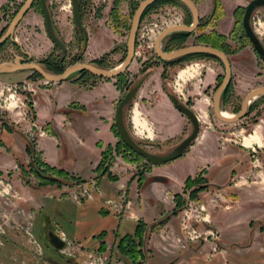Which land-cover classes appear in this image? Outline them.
<instances>
[{
	"label": "rangeland",
	"instance_id": "obj_1",
	"mask_svg": "<svg viewBox=\"0 0 264 264\" xmlns=\"http://www.w3.org/2000/svg\"><path fill=\"white\" fill-rule=\"evenodd\" d=\"M22 1L4 0L0 7V34ZM139 1L141 0H84L80 18L87 32V43L83 48L81 32L72 24L69 0H46L54 32L65 46L64 53L60 54L44 33L38 2L34 0L14 29L13 36L18 45L9 40L0 43V62L22 56L20 50H23L30 54V61L39 63L51 73H58L60 69L76 62L92 64L97 62L100 67L111 68L119 64L124 57L131 15ZM192 1L196 4L199 0ZM262 14L263 11L253 13L252 27L256 28L255 22L258 18L264 22ZM189 16L187 8L176 0H164L145 9L139 20L138 29L142 40L137 42L140 43L137 49L135 48L137 53L133 55L130 65L120 75L117 83L122 96L145 78L142 90L136 91L123 107V123L135 143L159 155L169 152L191 130L190 123L184 115L174 109L168 95L175 97L187 108L193 109L199 120L198 130L215 133L220 145L241 143V136L247 133L242 131L239 137H235L230 132L245 128L253 122L252 117H249L233 123H224L213 115L211 98L214 87L220 82L223 74L220 62L213 58L193 55L166 63L155 56L151 45L155 36L169 25L188 24ZM204 20V17H199L200 23ZM210 26L208 24L201 30L197 25L190 33L169 34L163 40L161 49L171 51L185 45L203 44L199 42L197 35L201 31L208 32ZM237 34L240 32L236 33V36ZM236 36L233 40L227 39V44L232 50V56L229 55L228 58L233 77L224 98L220 101L221 108L230 113L238 108L240 98L246 90L256 83L251 82L250 86H246L241 75L237 77L233 74L234 70H238L236 64L241 61L237 58L251 53L245 40ZM257 36L264 43V34ZM101 41L104 42L102 50L98 48ZM246 62L248 70L254 73L261 64V62L255 64L251 55ZM194 63L197 66L193 67L194 70L191 67L186 70L188 74L183 81L178 78L176 80V75L181 69L193 66L191 64ZM21 73L18 76L0 74V137L9 130L11 133L25 135L20 122L17 124L10 122L21 119L23 114L21 105L27 106L28 115L31 116L29 111L31 95L36 88V82L43 81L34 71L22 70ZM209 75H213L214 80L206 78ZM86 76L98 78L86 73H74L69 78L75 77L77 78L75 80L80 81ZM111 79L117 81L115 77ZM259 97L264 99V96ZM261 103L263 102L260 101L258 104ZM256 105L257 103L253 107ZM133 109L138 110L148 128L152 130L151 138H148L147 132L139 134L133 128L131 123ZM156 110L160 111L164 119L165 124L163 123L161 129L154 120L153 111ZM263 110L264 104L259 111ZM6 125L10 126L9 129H2ZM166 126L171 128L165 131ZM32 139L33 135L28 137V141L32 142ZM120 141L118 138V144L112 145L116 151V160L112 159V162L115 161L113 165L108 163L105 167L106 173L115 177L119 170L123 173L122 176L134 177L147 172L151 164ZM121 148L129 151L132 157L130 162L125 156L123 161L120 159ZM249 153L245 160L248 170L245 172L264 166V156H261L259 150L254 149V152ZM16 156L15 166L0 170V264H264L262 200L256 202L250 200L249 211L234 212L233 216L228 218L217 217L219 229L213 226L210 214L207 212L199 214L194 210L195 206L187 202L184 203L186 209L172 218L171 222L155 225L151 229L153 234L151 240L150 232L145 234L142 232L140 236L133 237V240L125 244L111 240L83 246L65 237L53 219L48 216V212L56 205L47 198L72 196L70 190L78 193L80 185L85 181L56 176L44 169V166L30 162L28 152H21ZM35 169L43 171L42 175L45 177L55 180L44 183L35 174ZM98 190L100 188L96 184L91 196L97 194ZM226 196L233 199L234 209L240 208V202L235 201L237 198L235 193L233 195L227 193ZM43 197H46V200ZM217 200L226 206L231 204V201L227 203L218 197ZM74 209L70 205L69 212H74ZM228 209L227 211H230L232 208L228 206ZM44 211L47 214H44ZM129 225L128 223L127 226ZM119 230L120 233L124 232L122 226Z\"/></svg>",
	"mask_w": 264,
	"mask_h": 264
},
{
	"label": "crops",
	"instance_id": "obj_2",
	"mask_svg": "<svg viewBox=\"0 0 264 264\" xmlns=\"http://www.w3.org/2000/svg\"><path fill=\"white\" fill-rule=\"evenodd\" d=\"M248 1L250 0H218L220 7L216 11H213V0H199L194 4L198 17L209 18L211 24L209 31L228 36L235 26L238 24L241 26V17ZM3 3L4 0H0V7ZM259 11L264 12V6L252 11L250 22L253 13ZM189 22L190 19L188 24ZM99 43L98 48L102 50L104 42ZM250 51L251 53L237 58L241 61L236 64L238 70L233 71L237 77L241 75L246 86H250L251 82H256L257 85L261 80L259 76L254 77L259 69L255 73L248 70L246 60L249 55L255 60V64L262 60L252 49ZM260 67L264 65L260 64ZM188 69H183L180 73ZM21 72L22 70L10 74L18 76L22 74ZM232 77L233 75L230 79ZM206 78L214 80L213 75ZM75 79L77 78L73 77L61 82L48 83L43 79L41 82L37 81L29 102L31 116L28 115L27 106L21 105L23 113L21 119L10 122L11 124L20 122L25 135L11 133L9 130L0 137V170L15 166L16 155L21 152L27 153L28 147L31 148L38 163L63 171L66 177H70L69 179L96 180L99 192L83 201H75L73 189L70 190L72 196L49 198L46 195L47 200L56 205L48 212V216L71 241L87 246L98 241H119L124 236L133 238L138 223L143 225L144 234L150 232L151 240L153 235L151 229L155 225L171 222L172 218L186 209L184 203L187 202L195 206L194 210L199 206L203 207L204 213L211 215L213 226L219 229L217 217L228 218L233 216L234 212L249 211L250 200L264 201V166L245 172L248 170L245 160L249 157L251 149L259 150L261 156H264V110L259 111L264 99L259 96L253 98L252 108L255 103L257 105L243 117V119L252 117L251 124L235 131L236 134L234 131L230 132L239 137L240 133L245 131L247 134L241 136V141L244 136L255 133L260 145L255 142H251L248 147L241 143L235 145V142L220 145L215 133L198 130L195 139L178 158L165 163L151 164L150 169L140 175V178L122 176L123 173L119 170L115 177H111L106 172L101 173L105 168L102 157L112 145L118 144L113 116L115 106L122 97L121 90L111 78L86 76V80L80 79L84 80L83 83ZM145 82L144 78L136 91L142 90V84ZM260 101L263 103L258 104ZM153 112L154 120L161 129L164 119L159 110ZM133 113L131 123L139 133L134 119L138 118L144 125L147 123L138 110H134ZM6 126L9 129L10 126ZM170 128L166 126L164 130L168 131ZM39 129H42V132H39ZM145 131L147 132V129ZM150 131L152 132L151 129ZM31 135L32 142L28 141ZM187 178L191 183L186 184ZM195 189L199 190L191 196ZM122 190L129 200L130 210L122 217L116 218L106 212L104 200L114 198ZM227 193L237 195L235 201L240 202L239 209H234L233 199L227 198ZM46 197H43L44 200ZM217 197L227 203L231 201V204L226 206L219 202ZM70 205L75 208L74 212H69ZM228 206L232 208L230 211H227ZM43 213L47 214L45 211ZM121 226L124 230L122 233L119 230Z\"/></svg>",
	"mask_w": 264,
	"mask_h": 264
},
{
	"label": "water",
	"instance_id": "obj_3",
	"mask_svg": "<svg viewBox=\"0 0 264 264\" xmlns=\"http://www.w3.org/2000/svg\"><path fill=\"white\" fill-rule=\"evenodd\" d=\"M155 1L157 0H141L137 3L136 7L132 12L130 24L128 27L127 37L125 40L124 57L121 60V62H119V64L111 68L98 67L89 62H76L64 67L63 70L59 73H51L45 70L39 63L30 61V54L26 51L21 50V53L24 54L26 57L23 58L22 56H15L11 60L0 62V74H10L19 70H31L34 71L39 77H41L46 82H61L68 79L72 74L81 73V72H85L91 76L104 78V79L117 77L126 70L130 62L132 61L134 38L141 15L145 11V9ZM176 1L180 2L187 8L190 15V22L189 24H173L162 29L155 36L152 42L153 52L159 60L164 62L173 61L176 60L177 58L189 54H204L216 58L222 66L223 74L219 84L214 89L211 98L212 113L215 116V118L221 122L224 123L236 122L237 120L244 117L249 102L253 98L259 95H264V87H256L248 91L246 95L243 97L239 109L237 112H235V114L231 113L232 115H230V117H226L222 115L220 97L231 77V68H230V61L228 56L223 51L204 44L185 45L171 51H163L161 49V43L169 34L176 32L190 33L196 29L198 24L199 17L194 2L192 0H176ZM33 2L34 0H23L21 2V4L18 6L16 11L12 15L10 21L7 23L4 31L0 34V43L9 40L12 41L14 44L18 45L17 41L13 39L14 29L17 26L18 22L26 14V12L28 11V9L30 8ZM37 2L42 17L43 30L46 37L59 50V53L63 54L65 51V46L54 32L49 11L47 9L46 0H37ZM69 5L71 11L72 24L82 33V38H83L82 43H83V48H85L87 43V32L85 27L81 23L78 0H69ZM263 6H264V0H250L245 5L241 17V26L244 31V34L250 41L254 51L261 59L264 58V49L261 43L259 42L257 36L253 32L249 20L252 11ZM139 84L140 82L136 83L133 87H131L128 91H126L115 106L113 123L115 126L116 134L118 135V138L122 141V143L126 147H128L132 152L142 157L152 165L174 160L182 154L185 148L197 136L198 128H199L198 117L193 111V109L187 108L185 105L179 103L177 99H175V97H173L172 95H168L169 100L171 101L173 107L179 113L184 115L189 121L191 125L190 133L186 135L176 146H174L169 152L165 154L159 155V154L151 153L141 148L129 136L124 126L123 116H122L123 107L131 100L136 90L138 89ZM59 245L60 243H58V246Z\"/></svg>",
	"mask_w": 264,
	"mask_h": 264
},
{
	"label": "trees",
	"instance_id": "obj_4",
	"mask_svg": "<svg viewBox=\"0 0 264 264\" xmlns=\"http://www.w3.org/2000/svg\"><path fill=\"white\" fill-rule=\"evenodd\" d=\"M161 1H164V0H157V1H155V2H153V3H151L149 6H151L152 4H155V3H158V2H161ZM84 3V0H78V4H79V10H81L82 9V4ZM213 3H214V9H213V11H216V10H219V7H220V5H219V2H218V0H213ZM149 6L147 7V8H149ZM147 8H146V10H147ZM80 13H81V11H80ZM208 24H210V22H209V18H205V20L203 21V22H201L200 23V21H199V19H198V26L199 27H197V28H200L201 30H203V28H205L206 26H208ZM211 25V24H210ZM238 32H240V34H237V36H236V33H238ZM180 33H184V32H176V33H174V34H180ZM173 34V33H172ZM235 36L236 37H238V38H241L242 37V28H241V26H240V24H238L237 26H235V28H233L230 32H229V34H228V36H223V35H218V34H216L215 32H213V31H209L208 33H202V31L197 35V39L199 40V42H202L203 44H205V45H209V46H212V47H214V48H216V49H219V50H221V51H223L225 54H228V53H230L229 52V48H228V45L226 44V40L227 39H233V38H235ZM200 56V57H209V58H213V59H215L213 56H210V55H204V54H189V55H185V56ZM184 56H182V57H180V58H183ZM215 60H217V59H215ZM174 61V60H173ZM170 61H167L166 63H169ZM97 63V62H96ZM96 63H93L94 65H96V66H98V67H100L99 65L100 64H96ZM63 69H60L59 71H58V73L59 72H61ZM81 73H85V72H81ZM121 75V74H120ZM120 75H118L117 77H115L116 78V82H115V84L117 85V83H118V81H119V78H120ZM229 85V84H228ZM228 85L226 86V88L223 90V92H222V94H221V97H220V100L221 99H223L224 98V96H225V93H226V91L228 90ZM2 129H5V130H7L8 129V126H3V128ZM115 129V128H114ZM115 134H116V132H115ZM116 136L118 137V135L116 134ZM121 142V141H120ZM27 149V151H28V153L30 154V158H31V162L32 163H34V164H37V165H41L40 163H38L37 161H36V158H35V155H34V153H32V151H31V148H26ZM106 151H109V149L108 150H106ZM108 153V152H107ZM106 156H107V154H104L103 155V157H102V159H103V161L105 160V158H106ZM138 156V155H137ZM140 157V156H139ZM103 163V162H102ZM41 166H44V169H47V170H49V171H51L53 174H55L56 176H60V177H63V176H66V174L63 172V171H61V170H56V169H53V168H50V167H47V166H45V165H41ZM106 172V169L104 168L103 170H102V174L103 173H105ZM35 174L40 178V179H42L43 181H44V183H51V182H53L55 179L54 178H51V177H45V175H42L43 174V171H38L37 169H35ZM139 178H140V176H139ZM138 178V179H139ZM76 181H81V180H79V179H76ZM186 184H188V183H191V181L187 178L186 179ZM199 190V189H198ZM197 189H195L193 192H191V196H192V194H194L195 192H197L198 191ZM143 225L142 224H140V223H138L137 225H136V227H135V230H134V236L136 237V236H140V234L143 232ZM134 237V238H135ZM131 240H133V238L132 237H122L120 240H119V244L120 243H128L129 241H131ZM121 244V245H122ZM123 247V246H122Z\"/></svg>",
	"mask_w": 264,
	"mask_h": 264
},
{
	"label": "built area",
	"instance_id": "obj_5",
	"mask_svg": "<svg viewBox=\"0 0 264 264\" xmlns=\"http://www.w3.org/2000/svg\"><path fill=\"white\" fill-rule=\"evenodd\" d=\"M253 16L254 15H252V18H253ZM261 16H262V19H264V14H262ZM259 22H261V21L258 18L257 21L255 22L256 25ZM138 29H139V23H138L136 33H135V38H134V48H133V55L134 56L137 53V51H135V48L137 49V46L140 45V43H137V42L140 39L142 40L141 34H138ZM13 39H15V36H13ZM22 88L24 90V87H22ZM16 89H18V88L16 87ZM39 132H42V129H39ZM121 152H122V154L120 153L121 154L120 159L123 161V159H124L123 156H125L127 158V160L130 162L132 157L129 155V151H125L124 149L121 148ZM252 152H254V151H252ZM118 155H119V153H118ZM112 159L116 160V151H115L114 147H111L109 149L107 156L103 162L104 167H107L108 163H112V165H113L115 163V161L112 162ZM124 163H126V161H124ZM81 183H83V182H81ZM84 183L82 185H80V191L78 190V193H75L73 196L75 201H77V202H79L80 200H83V199L91 198V193L95 190L96 184H97L96 180H94V179H90L89 181H85ZM104 205H105L104 207H105L106 212L115 216L116 218L122 217L125 212L130 210L129 200L126 196L125 191H123V190L120 191V193H118L114 198L105 199ZM197 210L200 213L204 212L203 207H201V206H199V208ZM200 218H202V217H200ZM201 220H203V219H201Z\"/></svg>",
	"mask_w": 264,
	"mask_h": 264
},
{
	"label": "flooded vegetation",
	"instance_id": "obj_6",
	"mask_svg": "<svg viewBox=\"0 0 264 264\" xmlns=\"http://www.w3.org/2000/svg\"><path fill=\"white\" fill-rule=\"evenodd\" d=\"M250 25H251V22H250ZM242 28V27H241ZM251 28H252V30H253V32L255 33V35L257 36V35H260V36H262L263 34H264V22H259V23H257V25H256V28H254V27H252V25H251ZM81 35H82V33H81ZM243 40H245V42L251 47V49L253 50V53L254 54H256V56L259 58V56L257 55V53L254 51V49L252 48V45H251V43H250V41L248 40V38L246 37V35L244 34V31H243V29H242V37H241ZM257 38H258V40H259V42L261 43V45H262V47H263V49H264V43H262L261 41H260V39H259V37L257 36ZM83 39V38H82ZM229 40H230V38H229ZM231 40H233V39H231ZM161 45H162V43H161ZM18 47V46H17ZM229 48V47H228ZM17 49H19V47L17 48ZM20 52H21V50H20ZM229 52L230 53H228V54H226L227 56H232V50L230 49L229 50ZM23 56V58L24 57H26L24 54L22 55ZM216 59V58H215ZM261 62V64L262 65H264V58L260 61ZM175 63H178V62H175ZM191 65H193V66H188V67H185L184 69H186V68H193V67H196L197 66V64H191ZM168 66V65H167ZM187 66V65H186ZM181 70H183V69H181ZM193 70H194V68H193ZM180 71V70H179ZM178 71V72H179ZM178 72H177V74H178ZM87 74V73H86ZM259 74V75H258ZM258 74L256 75V76H259L260 78H261V80L259 81V84H257V85H255V86H253V87H251L250 89H248L245 93H244V95L240 98V102H239V106H240V103H241V101H242V99H243V97L246 95V93L248 92V91H250L251 89H253V88H256V87H264V67H260L259 68V72H258ZM177 78H178V75H176V80H177ZM231 78V77H230ZM179 79V78H178ZM180 80V79H179ZM184 79H181L180 81H183ZM262 81V82H261ZM230 83V80H229V82H228V84ZM140 84H141V82H140ZM219 83H217L216 84V86L218 85ZM216 86L214 87V89L216 88ZM214 92V91H213ZM259 96H264V95H259ZM253 100V99H252ZM252 100L249 102V105H248V107H247V110H246V113H245V115L247 114V113H249L252 109H254L255 107H253L252 108V106H251V103H252ZM187 101V99H185V101L184 102H186ZM185 104V103H184ZM239 106H238V108L233 112V114H235V112H237L238 111V109H239ZM135 109V108H134ZM133 109V110H134ZM221 110H222V113H223V110L224 111H227V110H225V109H222L221 108ZM228 112V114H231L229 111H227ZM232 115V114H231ZM245 115H244V117H245ZM228 117H230V116H228ZM243 118V117H242ZM187 119V118H186ZM240 120V119H239ZM238 121V120H237ZM189 122V121H188ZM146 125V127L144 128V130L143 129H140V130H138V132L140 133V134H142L143 132H146L145 131V129H147V133H148V138H151V135H152V132L150 131V129L148 128V125L147 124H145ZM251 136H257L255 133L254 134H252V135H248V136H244L243 138H242V141H241V144L243 145V146H246V147H248V146H250V145H246V143H244L245 142V140L246 139H248V138H250ZM258 138V137H257ZM258 145V144H257ZM252 151H254V149H251V152Z\"/></svg>",
	"mask_w": 264,
	"mask_h": 264
},
{
	"label": "bare ground",
	"instance_id": "obj_7",
	"mask_svg": "<svg viewBox=\"0 0 264 264\" xmlns=\"http://www.w3.org/2000/svg\"><path fill=\"white\" fill-rule=\"evenodd\" d=\"M187 74H188V71H182V72L178 75V78H179L180 80H181V79H184V78L186 77ZM189 74H190V71H189ZM222 115L228 117V116H230L231 114H228L227 111H224V110H223ZM134 121H135V124H136V126H137L136 129H138V130L143 129V130H144V128H145L144 123H142L140 120H138V118H135ZM251 142H255L256 144L260 145V142H259V140L257 139L256 136H255V137L251 136L250 138L246 139L244 143H246V145H251Z\"/></svg>",
	"mask_w": 264,
	"mask_h": 264
}]
</instances>
